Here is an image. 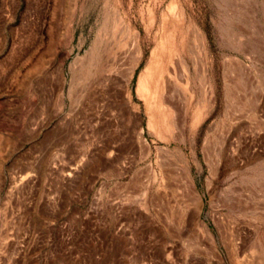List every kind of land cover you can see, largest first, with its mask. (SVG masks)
<instances>
[{
    "label": "rangeland",
    "instance_id": "1",
    "mask_svg": "<svg viewBox=\"0 0 264 264\" xmlns=\"http://www.w3.org/2000/svg\"><path fill=\"white\" fill-rule=\"evenodd\" d=\"M190 24L203 36L216 103L197 119L193 103L184 125L165 112L158 138L157 108L150 121L137 85L158 42L169 34L187 42ZM135 34L143 58L129 88L139 121L101 77ZM93 45L99 58L85 65V93L76 85L69 97L71 69H83ZM235 49L264 53V0H0V264H264V182L255 209L241 215L225 197L249 193L240 182L253 177L244 169L252 157L264 165V77L248 92L259 118L238 113L226 64L252 63ZM214 124L210 140L217 150L229 141L225 157L243 169L210 174L202 148ZM238 141L250 154L246 145L237 153ZM169 159L186 162L202 198L191 224L164 187ZM198 227L210 239L194 235Z\"/></svg>",
    "mask_w": 264,
    "mask_h": 264
},
{
    "label": "bare ground",
    "instance_id": "2",
    "mask_svg": "<svg viewBox=\"0 0 264 264\" xmlns=\"http://www.w3.org/2000/svg\"><path fill=\"white\" fill-rule=\"evenodd\" d=\"M170 10L172 12L174 8H171ZM186 32L188 36L187 42H183L180 45L177 44L175 36L171 34L161 39L157 46L155 45L156 47L151 51L149 63L147 66H145V70L141 73L137 85L138 98H146L145 108L149 118L153 117L152 104L157 108L155 117L158 129L156 137L158 138H160L165 129H168L167 117L170 114L166 115L165 112H169L174 115L177 121L182 119L181 122L184 125L185 117L193 103L196 106L195 112L193 113L195 119L202 115L205 108L216 103L214 86L212 85L209 69L206 61L204 63L202 59V53L204 57H207L206 46L202 33L200 32L199 28L193 24L188 25ZM252 51L254 50L252 49ZM238 52L243 56H249L248 59L252 65H248L242 61H235V59H229L230 62H228V65L226 64V70L229 72L231 71V73L234 75V80L233 82L230 81V83L232 84L233 96H236V109L238 113H249L250 116L256 120L259 118L258 112H260V107L258 104L259 99L253 95L249 96L248 92L252 93L254 91L255 93L254 85L252 84V78L259 76L264 77V53L260 52L254 57L251 52L248 53L247 51L244 52L242 50H238ZM98 58L99 56L96 51V46L93 45L89 50L86 51L84 57L80 60L84 64L83 69L78 72H76L74 68L71 69L69 97L73 96L74 87L76 85L78 87V96H80V98L83 97L85 88L81 82L86 69L85 65H87L90 61L97 60ZM142 58V43L136 34L132 35L131 39L125 45L120 55L115 57L112 63L107 64L106 67L104 66L101 76L104 82L108 83L112 90L115 91L114 94H117V97L121 98V105L126 117H131L134 121H139L142 116L140 115L139 107L133 103V92H131L132 90L130 91L129 86L132 79L134 78L135 71L139 67ZM209 88L212 89L210 94L208 92ZM229 92L230 91L226 93L229 94ZM149 123L151 127V122ZM216 126L220 127V125L214 124L209 129L202 148L204 161L207 163L210 169V174L212 176H216L217 171L222 172L223 167L226 168L229 167V165H231L233 169H237V171L243 169L238 164H236V160H231L225 157L227 156V150H229L232 145L229 141L225 143V146L223 145V149H219L220 151L215 147V140L213 141L215 133L213 132L215 131L214 129H216ZM211 135L213 136L212 140L209 138ZM242 142L238 141V145L241 147L239 151L237 150L238 154L243 152L242 147L243 145H246V142ZM143 143L144 147L148 149V143L145 139L143 140ZM217 145L219 144L217 143ZM244 149L245 153L250 154V149H247V145ZM262 164L263 163L259 162L257 158L252 157V159L244 165V169L246 168L253 172V177L248 178L246 181L243 180V182H240L242 187L241 191L246 190L249 192L248 194H229L225 196L228 199L227 208L233 214L238 216L241 215L243 211L255 209L257 204H255V191L259 185V181L262 183L264 182V165ZM164 165L165 166L163 167V164H159L160 169L163 167L162 176L163 181L166 182L164 187L170 191L173 201L176 202L175 204L181 209V211L183 210L184 218L186 219L189 217L188 221L191 224L193 213L197 208H199L202 198L195 188L193 183L194 181L192 182L186 174L184 166L186 165V162L183 160L179 162L169 159L167 160V164ZM260 167L263 170L260 169ZM150 168L151 165L147 167L149 170ZM149 170L147 171L149 172ZM145 174L147 175V173ZM148 175L145 176V181L143 180V194L146 203L149 199L148 191L151 187V180ZM165 196L166 195H163L162 197L155 193L153 196V201L170 203V199H168L169 197L167 198ZM168 205L167 207H169ZM192 230L194 235L201 238V240L210 239V233L205 227H198Z\"/></svg>",
    "mask_w": 264,
    "mask_h": 264
}]
</instances>
